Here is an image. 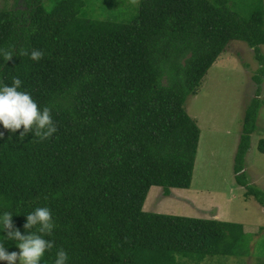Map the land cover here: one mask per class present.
I'll use <instances>...</instances> for the list:
<instances>
[{"label":"trees","instance_id":"obj_1","mask_svg":"<svg viewBox=\"0 0 264 264\" xmlns=\"http://www.w3.org/2000/svg\"><path fill=\"white\" fill-rule=\"evenodd\" d=\"M15 0L0 10V48L41 50L42 59H0V82L22 80L57 132L46 140L29 131L0 139V211L11 210L22 234L27 213L48 207L56 224L42 264L63 248L68 264H200L231 257L244 226L215 219L146 212L153 186L189 189L201 130L188 114L189 97L232 41L249 44L264 78V9L243 16L231 0H140L129 23L84 15V0ZM247 108L235 174L264 206V192L240 182L264 105ZM264 154V139L258 144ZM34 231V229H33ZM8 249L18 243L4 237Z\"/></svg>","mask_w":264,"mask_h":264},{"label":"rangeland","instance_id":"obj_2","mask_svg":"<svg viewBox=\"0 0 264 264\" xmlns=\"http://www.w3.org/2000/svg\"><path fill=\"white\" fill-rule=\"evenodd\" d=\"M58 1L45 0V9L52 10ZM84 1L86 6L83 16L120 23L132 21L140 7V0ZM14 3L15 0H0V10L12 8ZM231 6L243 16H250L257 8L264 9V0H231ZM231 44L235 47H230L229 52L236 56L229 57V52L225 51L203 78L197 95L189 97L187 101L191 115L203 114L200 120L203 128L212 126L219 133L212 138L211 143L206 141L199 154L192 186L187 189L193 192L181 195L177 200L175 197H166V203L152 210L160 214L212 218L219 217L220 209L222 221L244 226V242L236 248V255L210 256L200 264H264V207L254 196L246 195L247 188L237 182L233 168L239 139L237 142L235 140L242 133L245 110L258 93L260 98H264V78L261 77L260 86L254 79L260 64L249 44L243 41H232ZM261 49L264 52V45ZM257 132L264 134V105L259 111L255 133L260 136ZM258 151L256 149L255 154L262 158L253 155L249 164L245 160L240 182L264 192V155ZM8 251L19 252V248L15 244ZM180 262L197 264L183 258H180ZM0 264L7 262L0 261ZM16 264H19V260Z\"/></svg>","mask_w":264,"mask_h":264},{"label":"clouds","instance_id":"obj_3","mask_svg":"<svg viewBox=\"0 0 264 264\" xmlns=\"http://www.w3.org/2000/svg\"><path fill=\"white\" fill-rule=\"evenodd\" d=\"M14 55H27L32 61L42 59L44 53L41 50L33 49L30 52L25 49H16L10 46L8 49L0 48V59L7 62ZM4 65L0 64V68ZM22 80L18 76L12 78L11 85L0 82V125L12 133L23 126L19 139L23 140L29 131H33L35 137L46 140L57 132L53 122L51 109L47 106L41 108L32 98L31 93L21 90ZM3 132H0V139H3ZM15 214L11 210L0 211V232L6 233L4 237L10 238L19 248V252H9L0 243V261L7 264H42L46 253L54 246V241L46 239L51 236L56 224L53 220L51 210L48 207H37L24 215L26 223L25 232L15 228L12 217ZM34 229V231H33ZM68 254L63 248L56 251L54 264H68Z\"/></svg>","mask_w":264,"mask_h":264},{"label":"crops","instance_id":"obj_4","mask_svg":"<svg viewBox=\"0 0 264 264\" xmlns=\"http://www.w3.org/2000/svg\"><path fill=\"white\" fill-rule=\"evenodd\" d=\"M234 45H232L231 44V42H230V44L228 45V47H227V49H226V51H230V47H233ZM235 47V46H234ZM253 51V50H252ZM236 56V54H234V53H232V52H229L228 53V56L230 57V56ZM221 57V56H220ZM226 60H229L228 58H226ZM217 66V65H216ZM197 95V94H196ZM196 95H194V96H196ZM186 108H187V111H188V113H189V115L197 122V124L199 125V127H200V130H201V136H200V142H199V148H198V154H197V159H196V165H195V167L197 168V162H198V159H199V154H200V152L202 151V148L205 146V144H206V141L208 140L210 143H211V141H212V138L214 137V136H218V134L219 133H217V131H215V128H213L212 126H204L205 128H203V126H202V124H201V122H200V120H202V117H204L203 116V114L202 113H199V114H197L196 116H193V115H191L190 114V111H189V105H187L186 104ZM248 108V107H247ZM247 108H246V110H247ZM246 110H245V113H246ZM244 117H245V114H244ZM205 125V124H204ZM242 131H243V129H242ZM223 133V132H222ZM256 131L253 133V135H252V142H251V148H250V151L248 152V154H247V156H246V162L248 163L249 162V159H250V157H252L253 155H254V157L255 158H262V157H259L260 155H256L255 154V150L257 149L258 150V144H259V141L261 140V139H264V134H261V133H259V132H257L260 136H256ZM221 135V134H220ZM219 135V136H220ZM228 135H230V134H228ZM241 135H242V133L240 134V137L239 138H237L235 141L237 142V140L239 139V141H240V139H241ZM219 138V137H218ZM227 138V137H226ZM225 138V139H226ZM238 141V145H239V142ZM238 147V146H237ZM259 152V151H258ZM237 153V152H236ZM260 153V152H259ZM260 154H262V153H260ZM262 155H264V154H262ZM249 164V163H248ZM233 168H235V165H234V167ZM235 170V169H234ZM235 176H236V174H235ZM191 188V187H190ZM189 188V189H190ZM176 189H178V188H175V189H172V192H171V195L170 196H165V194H164V189L162 188V187H159V186H153L152 188H151V190H150V192H149V194H148V197H147V199H146V202H145V204H144V210L146 211V212H153V213H155V210H152L153 208L155 209V206L157 207V206H161L162 205V203L164 204V203H166L165 201H164V198H166V197H175L176 198V200H177V197L178 198H180V196L181 195H185L186 193H188V192H193L192 190H187V189H182V191H178V190H176ZM186 197L188 198V196L186 195ZM247 201V200H246ZM164 207V206H163ZM264 207V206H263ZM217 212H215V214H216ZM220 213H221V211H220V209H218V216L219 217H212V218H204V219H215V220H220V221H222L221 219V215H220Z\"/></svg>","mask_w":264,"mask_h":264}]
</instances>
